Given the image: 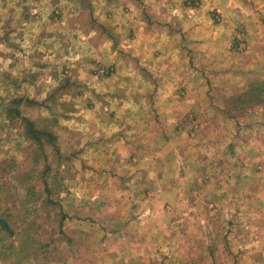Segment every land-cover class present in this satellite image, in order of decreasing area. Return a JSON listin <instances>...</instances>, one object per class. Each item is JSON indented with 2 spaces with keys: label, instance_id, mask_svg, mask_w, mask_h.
<instances>
[{
  "label": "rangeland",
  "instance_id": "obj_1",
  "mask_svg": "<svg viewBox=\"0 0 264 264\" xmlns=\"http://www.w3.org/2000/svg\"><path fill=\"white\" fill-rule=\"evenodd\" d=\"M102 2L0 0V90L37 102L24 100L25 113L40 126L54 123L61 150L71 155L48 178L61 199L41 207L50 235L29 242L23 234L21 254L0 264H264V103L236 116L225 112L233 92L264 79V41L256 51L241 27L231 53L209 44L195 46V56L184 51L198 59L192 74L176 70L173 59L151 77L152 93L139 71L157 63L147 56L170 57L168 49L160 56L159 49H138L145 29L133 19L140 12L111 11ZM204 2L185 0L192 11L180 14V24L193 20L182 31L187 38L196 35L197 12H210ZM131 25L142 39L135 41ZM238 54L246 64L230 69ZM142 103L146 116L136 107ZM127 109L140 124H115L112 113ZM3 116L0 109V156L22 161L29 141L7 131ZM12 191L17 208L8 201L2 210L23 232L26 209L41 203ZM60 206L68 215L61 230Z\"/></svg>",
  "mask_w": 264,
  "mask_h": 264
},
{
  "label": "crops",
  "instance_id": "obj_2",
  "mask_svg": "<svg viewBox=\"0 0 264 264\" xmlns=\"http://www.w3.org/2000/svg\"><path fill=\"white\" fill-rule=\"evenodd\" d=\"M101 1L103 2L100 5L105 4L106 6L113 9L111 11L118 10L122 12L126 9L128 12H132V13L135 10L140 12L136 16V18L133 19V22H135V20H138V23L144 27L145 33L143 39L139 38L138 33L133 32V26L131 25L132 33L136 38L135 41H137L138 38L143 40V42H141L140 40L141 43L139 42L138 49H141L140 47L144 46V50L147 52V54H151L152 51L159 49L160 52H157L159 56L161 54L162 48L168 49L167 55H169L170 57H164L163 59L160 57H155V59H153L151 58L153 56H147V61H149L148 59H151L152 62H157L159 68H156L157 63H155L154 65H151V67L149 64V68L147 70L142 68L139 71L142 72V74L146 77V79H144L145 81L144 87L145 86L151 87L152 93L156 91V88H154L155 87L153 85L154 81L153 79L151 80V77L154 76L156 73H161L165 69L163 68V66L171 62L173 59L174 61L172 65H174V67L178 66L176 70H180V71L189 70V72L191 73V71L197 67L196 63L198 59L192 60L190 57L187 58L184 57L185 53L187 54L191 52L195 56L197 54L196 52L197 48L195 46H199L203 44H209V46L212 45L224 46L226 48L225 53L226 54L231 53L230 49H232V45L234 44V42L238 40L239 35H237V33L241 27L245 29V36H247L246 38L248 42H250L252 46H256V51H258V47L261 46V43L264 41V15L260 13V12H264L263 11L264 0H205L204 2L205 8L209 9L210 12H208L204 8H202L199 12H197L199 13V18H198L199 20L198 23L194 25V29L196 30L195 31L196 35L191 38H187L186 34L183 33L182 31L184 30L186 25L188 26L193 20L188 19V17L186 16L187 20L185 22L186 23L185 26L180 24L182 13L192 11V10H188L185 4V0H101ZM175 7L177 8V10ZM164 8L171 9L172 11L166 12L165 14ZM173 9H175V11H173ZM216 11L220 12L221 14L220 16H222V19H218L216 17V14L213 13ZM94 12L96 11L94 10ZM171 19H177L179 21L178 22L179 24H174L170 22ZM219 20L221 22L217 23V21ZM137 28L138 25H135L134 29L137 30ZM177 33L181 34L180 38L174 36ZM198 33H201L202 35L199 37ZM88 42L90 43V41ZM102 51L104 50L102 49ZM184 51L185 53H183ZM258 52H262V51L259 50ZM254 58H257L258 62L261 61V57L259 56ZM244 59L245 58L241 57V54L235 56L233 60L234 62H232L233 66L230 67V69H234V68L239 69L238 68L239 65L243 66L244 64H246ZM210 77H213V74H211ZM179 85L184 88L189 87L188 84L180 83ZM211 87L213 86L211 85ZM132 90L137 92L138 87L137 86L132 87ZM188 90L189 89H187V91ZM145 105H147V103L136 105L137 109H139L140 113H142L144 116H146L147 114ZM152 105L154 107L157 106L155 105V103H153ZM123 113L124 114H119V115L112 113L113 116L112 119L114 120L116 119L115 121L116 125H121L123 124V122L127 124L133 121H136L137 124H140L142 117L136 118L135 114L131 112V110L129 109L124 110ZM132 118L135 119L132 121ZM237 139H238L237 136H232L231 138V140L234 142H236ZM233 146L234 145L232 143L229 144L230 148L231 147L233 148ZM242 155L243 156L241 157V160L236 162L238 166L237 167L238 170H241L242 169L241 166L246 164L245 163L246 155L244 153ZM245 177L246 176H244L241 179V183H243Z\"/></svg>",
  "mask_w": 264,
  "mask_h": 264
},
{
  "label": "trees",
  "instance_id": "obj_3",
  "mask_svg": "<svg viewBox=\"0 0 264 264\" xmlns=\"http://www.w3.org/2000/svg\"><path fill=\"white\" fill-rule=\"evenodd\" d=\"M8 89L7 87L6 91L0 90V109L3 111L7 126H9L7 131H16L19 136L24 138L25 141H29V143L25 147L28 151L25 154H20V157H23L22 161L9 156H0L5 161V163L2 160L0 161V260L7 258L8 255L16 257L17 254H21L22 248H25L21 242L23 234L28 237L29 242L35 240L42 242L46 238L44 236L50 235L51 227L41 222L48 213L42 208H54L55 205L60 203L59 200L61 199L58 197L57 199L59 200H57L51 194L48 178L49 176L55 178L57 174L54 170H59L63 162L69 160L71 156L70 154L66 155L61 150L59 144L60 136L54 128L55 124L48 126V123H46V125L40 126L36 119L27 116L22 107L24 100H27L29 105L38 103L22 96L7 98ZM262 103H264V79H257L247 84L243 89L233 92L227 98L225 112L233 116L246 110H254L256 107L261 106ZM39 104L42 106V103ZM45 106H47V101H45ZM44 120L49 122L47 118H44ZM18 123L25 127V133H22L24 128L23 130L19 129ZM50 155L53 158L52 161H50ZM23 164H26L24 166L26 170L20 173L17 169L19 165L22 166ZM14 188L24 191V198L29 194L35 199L36 203H39V201L41 203L39 207L26 209L23 216L25 219L22 222L24 225L22 228L23 232L15 229L13 222L2 210L8 201H13L12 206L17 208V202L14 199L16 193L12 191ZM24 198L20 199V201L24 200ZM60 211L63 217L58 228L61 230V224L68 215L61 206ZM60 234L66 235L63 231H60ZM66 240H71V238L66 236ZM17 241L19 245L16 244ZM45 246L46 244L41 245L43 249L42 255H47V262H49L48 253L50 251L45 249ZM27 247L32 246L28 244ZM32 255L33 253L30 249L27 256L30 258Z\"/></svg>",
  "mask_w": 264,
  "mask_h": 264
}]
</instances>
